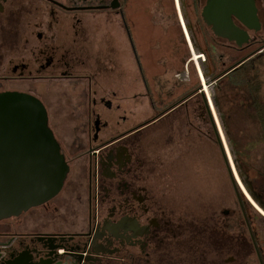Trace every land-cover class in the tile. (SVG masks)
I'll return each instance as SVG.
<instances>
[{"label":"flooded vegetation","instance_id":"af4514ba","mask_svg":"<svg viewBox=\"0 0 264 264\" xmlns=\"http://www.w3.org/2000/svg\"><path fill=\"white\" fill-rule=\"evenodd\" d=\"M139 1L117 0L114 9L113 0H0V105L42 104L54 149L50 171L64 173L38 204L0 217V264H190V223L174 220L142 141L164 122L169 133L188 135L192 116L202 133L211 110L200 81L191 85V54L155 94L143 81ZM193 1L197 47L218 49V73L205 74L220 87L264 53V34L255 30L249 0H218V17L226 11L218 35L204 16L209 0ZM240 4L247 14L238 18L231 11ZM152 8L151 25H168L166 9ZM198 55L205 65L207 54ZM127 86L134 92L126 95ZM144 98L154 111L146 121L137 118Z\"/></svg>","mask_w":264,"mask_h":264},{"label":"rangeland","instance_id":"374dc122","mask_svg":"<svg viewBox=\"0 0 264 264\" xmlns=\"http://www.w3.org/2000/svg\"><path fill=\"white\" fill-rule=\"evenodd\" d=\"M139 2L143 11L141 69L143 81L153 94L163 81L171 82V76L182 69L181 61L188 54L197 58L203 50L209 58L205 65L194 60L188 66L191 85L200 81L211 110L203 132L195 130L198 122L193 116L188 135L169 133L166 122L160 128L153 125L144 132V157L158 171L155 181L158 191L174 211V220L189 222L193 235L201 234L206 228L211 230L212 237L207 242L202 245L193 242L192 255L200 259H195L196 264H261L249 226L264 264V209L261 201L254 199L264 198V145L255 142L260 137L259 123L249 89L243 84L233 86L228 78L220 81V87L208 85L214 78L208 79L205 73L210 70L218 73V49L216 47L212 53L210 49L197 47L199 35L190 26L195 14L193 0ZM156 2L168 12V25L153 27L147 20ZM254 4L260 23L257 33L264 34V0H254ZM205 37L208 44L216 46L213 40L217 39L209 30ZM126 57L128 59L129 55ZM254 78L263 81L260 100L264 102V62L257 63ZM134 90V86H127L126 95ZM146 100L143 99V106L137 112V118L143 121L150 119L154 112ZM218 133L237 182L241 203L218 143ZM171 135L174 140L170 139ZM201 235L205 239L204 232ZM230 258L234 262H226Z\"/></svg>","mask_w":264,"mask_h":264},{"label":"water","instance_id":"95a60500","mask_svg":"<svg viewBox=\"0 0 264 264\" xmlns=\"http://www.w3.org/2000/svg\"><path fill=\"white\" fill-rule=\"evenodd\" d=\"M116 1L113 0L111 4L114 9L118 7ZM223 1L220 0V3ZM209 3L204 16L207 24L211 25L214 33L218 35V18L221 17L222 21L223 13L226 14V11L224 9L219 11L218 17V0H209ZM248 5H250L249 13L255 22V30H259L260 23L254 0L246 2V8ZM241 6L242 4L234 8L231 14L238 18L244 13L247 14L246 9L242 10ZM6 104L0 105V217L17 215L26 207L38 204L40 200L48 196L46 194L50 190L57 188L64 175L63 172L50 171L54 149L49 146L52 137L47 128V116L42 104L33 98L30 101L22 99V101H15L13 111H8ZM217 137L241 203L237 182L219 133ZM57 157L59 163L62 156L58 154ZM249 231L258 259L263 264L250 226ZM232 260L233 258H230L227 261Z\"/></svg>","mask_w":264,"mask_h":264},{"label":"trees","instance_id":"16d2710c","mask_svg":"<svg viewBox=\"0 0 264 264\" xmlns=\"http://www.w3.org/2000/svg\"><path fill=\"white\" fill-rule=\"evenodd\" d=\"M264 62V53L255 57L250 63L249 65H246V67L243 70H239V72H234L231 73L230 76V82L232 84H238V85H247L250 92H252V99H253V105L255 107L256 110V114L257 117L260 121V126L262 128L261 133H260V138L257 141V144H262L264 143V103L260 100V90L263 86V81L261 79H257L254 78L253 75L250 74V72H247V66L249 68H252L254 70L257 71V63H261ZM246 71V72H245ZM262 142V143H260ZM262 198V197H261ZM261 198H254L255 200L258 201V199L261 201V203L263 204L262 207L264 209V198L261 200ZM243 201V200H242ZM204 232V237L205 239H203L202 237V233ZM201 234L199 235H193V233L191 232V248L189 250V254L191 255V260H190V264H194L195 259L199 260L198 258L194 257L195 255H192L193 248V242L196 241L199 244H203L205 241L207 242V239L211 238V230L209 228H206ZM258 244V243H257ZM260 250V249H259ZM200 258V257H199ZM226 262H234V261H227Z\"/></svg>","mask_w":264,"mask_h":264},{"label":"crops","instance_id":"0c3cea01","mask_svg":"<svg viewBox=\"0 0 264 264\" xmlns=\"http://www.w3.org/2000/svg\"><path fill=\"white\" fill-rule=\"evenodd\" d=\"M194 59H195V61H199V60H198L197 58H195V57H194Z\"/></svg>","mask_w":264,"mask_h":264}]
</instances>
